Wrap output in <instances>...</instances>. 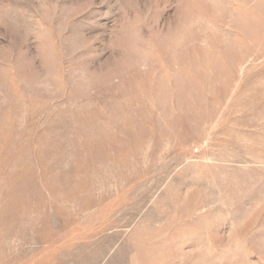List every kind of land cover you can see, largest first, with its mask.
<instances>
[{
    "label": "rangeland",
    "instance_id": "rangeland-1",
    "mask_svg": "<svg viewBox=\"0 0 264 264\" xmlns=\"http://www.w3.org/2000/svg\"><path fill=\"white\" fill-rule=\"evenodd\" d=\"M0 264H264V0H0Z\"/></svg>",
    "mask_w": 264,
    "mask_h": 264
}]
</instances>
